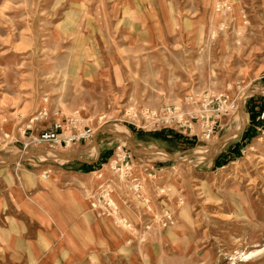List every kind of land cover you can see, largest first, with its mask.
Masks as SVG:
<instances>
[{
    "label": "rangeland",
    "instance_id": "obj_1",
    "mask_svg": "<svg viewBox=\"0 0 264 264\" xmlns=\"http://www.w3.org/2000/svg\"><path fill=\"white\" fill-rule=\"evenodd\" d=\"M221 94L238 109L210 113L204 99ZM261 97L264 0H0V166L106 162L95 176L110 174L87 197L106 239L75 229V246L64 234L56 250L74 247L51 264H264V129L242 141ZM168 109L181 128H166ZM76 112L77 131L90 128L92 140L32 143ZM105 190L114 213L102 200L92 207ZM6 246L19 252L0 250V264L37 263Z\"/></svg>",
    "mask_w": 264,
    "mask_h": 264
},
{
    "label": "crops",
    "instance_id": "obj_2",
    "mask_svg": "<svg viewBox=\"0 0 264 264\" xmlns=\"http://www.w3.org/2000/svg\"><path fill=\"white\" fill-rule=\"evenodd\" d=\"M18 161L0 166V250L15 254L19 251L6 245L17 243L25 257L38 260L36 264H51L57 254L75 246V229L80 236L94 235L99 243L104 242L107 234L91 212L87 197L102 183L95 175L105 170V164L95 167L83 162L80 169L53 171L48 166L30 168L20 158ZM89 165L95 170L86 169ZM104 176H110L109 172ZM64 234L71 236L74 246L61 252L55 247L61 239L66 246Z\"/></svg>",
    "mask_w": 264,
    "mask_h": 264
},
{
    "label": "built area",
    "instance_id": "obj_3",
    "mask_svg": "<svg viewBox=\"0 0 264 264\" xmlns=\"http://www.w3.org/2000/svg\"><path fill=\"white\" fill-rule=\"evenodd\" d=\"M228 103V109L229 110H237L238 109V105L236 104L235 101H228V99L226 98V96L224 94L218 95V96H214V97H206L204 99V105L205 108L211 107L213 108L212 110H210V113H217L220 112L221 109L223 108L224 105H226ZM80 116L79 112L75 113V118H71L69 120L66 121L65 124L61 123V122H54L52 127L46 131L41 132L37 138H35L32 143L35 144H40V145H47L50 149H58V148H68L71 145H74L75 143H79V142H87L89 140H92L94 132L90 129H84L82 131H77L76 126L78 123V117ZM156 116V113L155 115ZM175 118V120L172 121V119ZM180 116H176L174 115V113H172L171 109L167 110L166 113V128L167 127H172L173 124L177 125L178 128L180 127ZM46 118V113L45 111L39 113L38 115L33 116L29 123L30 126H28L27 130H31L32 125L35 126L37 124H39L42 121H45ZM261 120L264 119V115H262L260 117ZM210 120H212L210 122ZM216 118L213 119V116L208 117L203 130L201 132V140L203 141H210L216 132ZM181 128V127H180ZM189 130H191V126L189 125L188 127ZM69 130H71L69 132ZM74 130V131H73ZM171 130V129H170ZM69 132V133H67ZM23 134H25V132H23ZM126 146V143L124 142V144L122 146H119L117 151L120 152L123 150V148ZM132 157L131 156H127L124 155V157L121 159V164L123 165L124 162H126L125 164V168H126V173L125 176L129 177L128 178H132V166L130 165V163L132 162ZM131 159V160H130ZM128 160V161H127ZM118 165L119 162L114 160V164L112 166V170H118ZM119 171V170H118ZM101 171H98L97 173H100ZM130 172V173H129ZM96 179L98 180H103L102 182H105L107 180H105V178H97L95 176ZM137 179H132L133 182V192L135 191V193H141V191L143 190V186L140 183H137L138 181H136ZM102 184V183H101ZM107 185V184H106ZM108 186V185H107ZM111 186V185H110ZM108 190L103 191V195H99V197L94 195L93 198L91 199L92 201H94L92 207L95 209L97 207V203L95 202L97 199L98 203H101V200L105 203L106 207L109 208L112 213H114L113 207H111L107 201V198L105 196V194L107 193ZM97 209V208H96Z\"/></svg>",
    "mask_w": 264,
    "mask_h": 264
},
{
    "label": "trees",
    "instance_id": "obj_4",
    "mask_svg": "<svg viewBox=\"0 0 264 264\" xmlns=\"http://www.w3.org/2000/svg\"><path fill=\"white\" fill-rule=\"evenodd\" d=\"M260 99L264 102V98L263 97H261ZM253 110H255V109H253ZM250 114H251V119H252L251 122H252V125L253 126L251 125V127L247 128L245 130L244 134H243V138H242L243 147L246 145L247 142L250 141L251 138H253V136L255 134H257V128L258 127L259 128L261 127V128L264 129V119L263 120L260 119V117L262 115H264V105H262L261 109H259L257 111H252ZM166 132L172 134V131H169V130L168 131L155 132V134H157V135H163V134H166ZM177 137L178 138H183L181 136H177ZM182 140L184 141L185 144L189 143V140L186 139V138H183ZM238 148L239 147L236 146L234 148V151H236ZM105 163H103V164H105ZM218 164H220V162H217L216 165H218ZM223 166H225V165H223Z\"/></svg>",
    "mask_w": 264,
    "mask_h": 264
},
{
    "label": "water",
    "instance_id": "obj_5",
    "mask_svg": "<svg viewBox=\"0 0 264 264\" xmlns=\"http://www.w3.org/2000/svg\"><path fill=\"white\" fill-rule=\"evenodd\" d=\"M233 132L232 133H228V134H226V135H224L221 139H220V141L217 143V145L216 146H220V145H222L224 142H226L229 138H231L232 136H233ZM18 162V160H16L15 158H14V161L12 162V163H14V162Z\"/></svg>",
    "mask_w": 264,
    "mask_h": 264
},
{
    "label": "bare ground",
    "instance_id": "obj_6",
    "mask_svg": "<svg viewBox=\"0 0 264 264\" xmlns=\"http://www.w3.org/2000/svg\"><path fill=\"white\" fill-rule=\"evenodd\" d=\"M234 135V134H233ZM200 156V155H199Z\"/></svg>",
    "mask_w": 264,
    "mask_h": 264
}]
</instances>
